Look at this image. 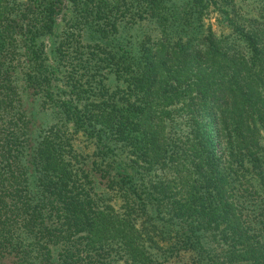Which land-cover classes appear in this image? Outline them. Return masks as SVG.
I'll list each match as a JSON object with an SVG mask.
<instances>
[{
	"label": "trees",
	"instance_id": "obj_1",
	"mask_svg": "<svg viewBox=\"0 0 264 264\" xmlns=\"http://www.w3.org/2000/svg\"><path fill=\"white\" fill-rule=\"evenodd\" d=\"M0 264H264V0H0Z\"/></svg>",
	"mask_w": 264,
	"mask_h": 264
},
{
	"label": "rangeland",
	"instance_id": "obj_2",
	"mask_svg": "<svg viewBox=\"0 0 264 264\" xmlns=\"http://www.w3.org/2000/svg\"><path fill=\"white\" fill-rule=\"evenodd\" d=\"M1 263V262H0Z\"/></svg>",
	"mask_w": 264,
	"mask_h": 264
}]
</instances>
